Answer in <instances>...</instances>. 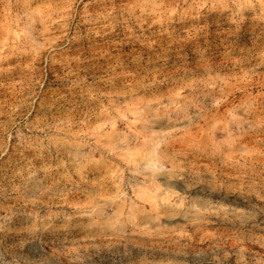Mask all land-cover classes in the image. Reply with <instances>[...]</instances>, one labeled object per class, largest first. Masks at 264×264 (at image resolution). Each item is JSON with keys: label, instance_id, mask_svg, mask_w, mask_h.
I'll list each match as a JSON object with an SVG mask.
<instances>
[{"label": "rangeland", "instance_id": "rangeland-1", "mask_svg": "<svg viewBox=\"0 0 264 264\" xmlns=\"http://www.w3.org/2000/svg\"><path fill=\"white\" fill-rule=\"evenodd\" d=\"M0 264H264V0H0Z\"/></svg>", "mask_w": 264, "mask_h": 264}]
</instances>
